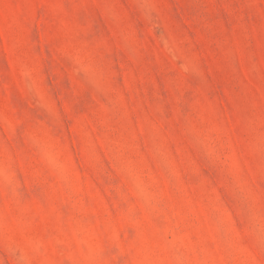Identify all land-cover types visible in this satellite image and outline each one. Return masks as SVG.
Masks as SVG:
<instances>
[{
  "label": "rangeland",
  "instance_id": "1",
  "mask_svg": "<svg viewBox=\"0 0 264 264\" xmlns=\"http://www.w3.org/2000/svg\"><path fill=\"white\" fill-rule=\"evenodd\" d=\"M0 264H264V0H0Z\"/></svg>",
  "mask_w": 264,
  "mask_h": 264
}]
</instances>
